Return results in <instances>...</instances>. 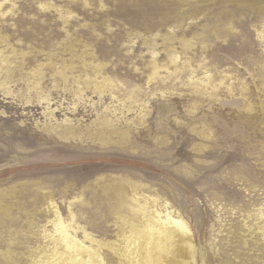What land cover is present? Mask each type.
I'll use <instances>...</instances> for the list:
<instances>
[{
    "label": "rangeland",
    "instance_id": "374dc122",
    "mask_svg": "<svg viewBox=\"0 0 264 264\" xmlns=\"http://www.w3.org/2000/svg\"><path fill=\"white\" fill-rule=\"evenodd\" d=\"M2 191L0 264L62 253L59 218L127 264L137 204L186 264H264V0H0Z\"/></svg>",
    "mask_w": 264,
    "mask_h": 264
},
{
    "label": "bare ground",
    "instance_id": "6f19581e",
    "mask_svg": "<svg viewBox=\"0 0 264 264\" xmlns=\"http://www.w3.org/2000/svg\"><path fill=\"white\" fill-rule=\"evenodd\" d=\"M133 210L142 224L132 227L124 236L122 256L127 264H186L194 260L192 233L187 221L167 210H147L140 204ZM58 224L63 252L55 253L46 264H106L99 251L74 239L60 218Z\"/></svg>",
    "mask_w": 264,
    "mask_h": 264
}]
</instances>
